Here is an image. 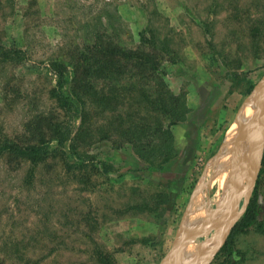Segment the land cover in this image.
<instances>
[{"label": "rangeland", "instance_id": "obj_1", "mask_svg": "<svg viewBox=\"0 0 264 264\" xmlns=\"http://www.w3.org/2000/svg\"><path fill=\"white\" fill-rule=\"evenodd\" d=\"M16 44L24 62H0V144L45 143L51 151L38 162L0 156V264H160L177 237L223 201L237 178L234 161L240 170L237 158L243 165L250 150L230 151L264 82V0H0V46ZM115 47L163 62L166 89L188 109L170 127L172 156L160 167L167 137L116 131L138 118L149 126L154 112L137 89L154 96L158 84L140 79L134 63L122 74L105 62L107 49L119 57ZM52 61L67 65L65 90L79 96H69L70 112L52 97ZM59 126L72 132L63 146ZM223 145L228 153L213 161ZM233 245V264H264V233L255 227L235 233ZM194 248L176 264L194 258Z\"/></svg>", "mask_w": 264, "mask_h": 264}, {"label": "trees", "instance_id": "obj_2", "mask_svg": "<svg viewBox=\"0 0 264 264\" xmlns=\"http://www.w3.org/2000/svg\"><path fill=\"white\" fill-rule=\"evenodd\" d=\"M140 37L142 39L141 40L142 45L146 47L148 50H150V48L146 44L147 39L142 38L141 34ZM114 49L116 50V54L119 57L113 56V49H107L104 55L105 57L109 58V60H105V62L115 61L117 63V64L114 63L115 69H122V74L124 73L123 70L124 67L126 68L130 64L134 63L135 66L133 68L142 73L140 79H142L143 81L153 79L158 84L157 93L154 94V96L149 93L150 90L147 91L145 88L137 89V92L140 94V96H142L146 100L147 103L150 104L151 109L154 112L151 117L152 121L149 124V126L147 125L145 119L143 120V118H138L137 123H134L132 126L127 127L124 131L119 130L120 128L116 131L119 132L120 136H147L149 133L148 134L146 133L150 132L151 136L167 137L169 144L167 142L166 150L168 151L169 149L170 155L169 156L167 155V157L165 156L163 157L162 160H158L156 162L157 165L156 167H160L163 163L168 162L172 156V137H171L170 127L177 123L183 122L188 113V109L184 105V102H181L180 97L171 94L169 90L166 89V85L163 81L164 79L163 70H161L160 68L163 62H160L155 59L143 60L142 57L143 53H139V50L137 52H131L130 50H126L122 48L118 49L115 47ZM128 54L132 55L131 60L133 62H130L126 59ZM121 58H123L124 60H121ZM24 59H25L24 52L19 47V45L16 44L14 46H9V47H6V45L0 46V62L22 63L24 62ZM49 70L52 72V74L55 76L56 79L55 86L51 90L52 97L56 101L59 107L65 109L67 112H70L71 108H76L75 100L73 101L70 97L72 96L79 97V96L73 94L72 92H71L72 94L68 95L65 90L69 81L68 67L62 61H52L49 63ZM115 88L116 90L114 89V91L111 92V97L112 100L115 101L116 103L117 95H118V93L116 92L117 90L122 91V89H120L118 86H116ZM250 89L251 87L249 88V91ZM101 97L98 98V100H96L95 102L98 106L103 107ZM109 100L110 99H108V101ZM90 103L91 102H88V105ZM130 118H133V115H130ZM56 133H57L56 139L58 140L59 146H63L69 140V137L72 134L70 129L63 128L62 126L58 127V132ZM155 142L159 146L160 141L155 139ZM135 144H136L135 141L132 142L133 147L137 151V146ZM166 150H164V152ZM50 151L51 150L47 145H45V143H41L39 145L20 146L10 141H4L2 144H0V156L4 154H11L19 158L27 159L31 162H38L48 157ZM262 159H263L262 160V166H263L264 155ZM263 173H264V169L261 168L259 175L261 176ZM258 184L259 183H256V188L252 194L249 204L247 205L245 213L235 224L226 242L221 247L219 252L216 254L213 264H233V259L235 255L233 237L235 233L240 231H245L251 227H255L258 231L264 233L262 229V225L258 220L259 218V206L257 204Z\"/></svg>", "mask_w": 264, "mask_h": 264}, {"label": "water", "instance_id": "obj_3", "mask_svg": "<svg viewBox=\"0 0 264 264\" xmlns=\"http://www.w3.org/2000/svg\"><path fill=\"white\" fill-rule=\"evenodd\" d=\"M256 95L259 97L258 105L252 111L253 120V128L248 133L246 140L248 143L250 142V150L248 155L243 163V165L239 166L240 170L234 169L235 161L233 164V170L238 173H235L237 177L230 186L229 192L225 195L223 201L217 206L215 211L208 212L204 217H202L201 221L197 222L193 227L188 228L185 232L177 237L175 242L173 243L172 248L168 252V254L164 257L160 264H176L175 258L186 248V246L190 242H195V240L199 237H203L200 234L203 229L208 227L210 224L215 221L220 220V230L218 235L214 236V239H206L199 246H197L200 250L189 261L184 264H208L212 261L216 254L219 252L221 247L226 242L232 228L238 222V220L245 213L247 205L249 203L250 196L254 189L259 170L261 168V162L263 158L264 151V84L258 88ZM254 101V100H253ZM256 103V102H255ZM243 138L235 136L234 141L232 142V150L231 155H235L238 145L241 141H244ZM236 157V156H235ZM234 175V174H232ZM247 181L246 186L243 187L242 182ZM244 199L243 205L241 209H238V204L241 199ZM230 206H237L233 215H228L227 213L230 211ZM218 228V229H219ZM212 228L209 233L213 232ZM209 233L204 234V236L209 235ZM215 234V231L213 232ZM213 234V235H214ZM212 235V236H213Z\"/></svg>", "mask_w": 264, "mask_h": 264}, {"label": "bare ground", "instance_id": "obj_4", "mask_svg": "<svg viewBox=\"0 0 264 264\" xmlns=\"http://www.w3.org/2000/svg\"><path fill=\"white\" fill-rule=\"evenodd\" d=\"M264 84V82H262L261 84H259V87L260 86H262ZM258 87V86H257ZM250 103H251V101H250ZM254 103H255V101H254ZM251 105L253 106L254 104H253V102L251 103ZM248 113L250 114V113H252V112H250V110L248 111ZM245 115H247V114H245ZM250 119L248 120V119H246L245 117L242 119L243 121H242V123H241V126H240V124H238V126H237V132H238V134H240L238 137H243V139L246 137V136H244V134L245 135H247L249 132H250V130L253 128V124H254V118H253V116L250 114ZM234 128H235V126H233ZM239 127H240V129H239ZM234 128L232 129V131H229L230 133H229V135H231V134H234ZM230 137V136H229ZM246 140V139H245ZM250 142L249 143H245L244 145L243 144H241V145H239L238 146V150L237 151H240L241 149H243V148H248L249 146H250ZM226 145V144H225ZM225 145H223L222 146V148L220 149V151H219V153L217 154V156L215 157V159L213 160V161H216V160H218L221 156H224V155H226L227 153H228V151H227V149H226V146ZM227 152V153H226ZM241 158H242V156H240L239 158H237L238 160H239V165L241 166V164H242V162H240V160H241ZM232 208H233V206H230L229 207V212L227 213V216L228 215H230L231 214V211H232ZM208 212L206 211V213L204 214V216L207 214ZM233 213V212H232ZM220 220H221V218H220ZM216 222V221H215ZM220 221L218 222V224H217V226L215 227V228H213L214 229V231H215V234L212 236V238H211V240L212 239H214V236L217 234L218 235V233H219V230H220V228H219V226H220ZM213 224V223H212ZM212 224H210L208 227H206V228H204L205 229V232H203V233H201L200 235L201 236H204V234H207V233H209V229H211L212 228ZM219 228V229H218ZM203 229V230H204ZM213 231V232H214ZM192 244H195V242H190L187 246H186V248L175 258V262H177L176 260L181 256V255H183L184 253H186V252H188V251H195V248H194V246H199V245H192ZM198 252V251H197ZM190 259H187L185 262H187V261H189Z\"/></svg>", "mask_w": 264, "mask_h": 264}]
</instances>
